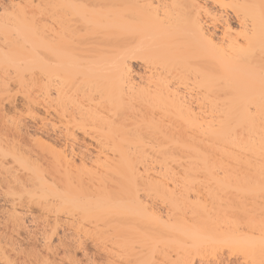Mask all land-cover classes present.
<instances>
[{
  "label": "bare ground",
  "instance_id": "bare-ground-1",
  "mask_svg": "<svg viewBox=\"0 0 264 264\" xmlns=\"http://www.w3.org/2000/svg\"><path fill=\"white\" fill-rule=\"evenodd\" d=\"M24 4L19 10L33 15V30L19 27L13 41L8 31L0 35L7 50L16 49L18 41L17 49L27 44L32 50L23 58L21 53L3 57L9 65L36 69L37 95L27 98L31 103L25 99L36 111L34 141L63 145L65 151H55L51 159L60 164L55 174L67 183L77 168L68 145L104 146L99 152L110 164L102 162L95 171L105 174L90 193L101 194L95 200L58 186L50 160L43 167L42 156L25 148L24 124L12 120L0 130L7 143L0 148V168L8 160L19 164L8 184L24 178L16 186L27 199L23 202L40 211L49 203L42 204L48 213L71 208L67 218L76 211L95 214L93 222L113 219L116 223L104 228L125 227L115 233L127 241L154 235L177 239L175 257L165 255L159 264H264V0ZM8 8L0 0V17ZM110 178L117 180L112 184ZM146 192L151 198L156 193L164 216L154 211L156 201L150 212L154 199L145 206ZM142 220L155 226V233L149 224V233L143 232ZM141 259L132 254L122 264Z\"/></svg>",
  "mask_w": 264,
  "mask_h": 264
},
{
  "label": "rangeland",
  "instance_id": "rangeland-1",
  "mask_svg": "<svg viewBox=\"0 0 264 264\" xmlns=\"http://www.w3.org/2000/svg\"><path fill=\"white\" fill-rule=\"evenodd\" d=\"M2 1L5 4H8L9 14L7 15L8 12L7 13L4 12L6 14L5 16L4 13H1L4 16L2 15L0 17V22H4L5 26H2V29L0 30V32H6V33L7 31L10 32L11 33L10 39L13 41L16 39V37H17V40L19 39V36L16 34V30H18L19 27H21L23 30H30V31L33 30V25H34L33 15L29 13L27 9L26 11L19 10L22 7H25L24 0L22 1L14 0L13 5H10L9 3H7L8 2L7 0H2ZM5 39H4V36L0 35V48H1L0 49V130L6 124H9L12 120L20 121L22 125L24 124L23 125L25 126L24 128L27 129L26 131L30 135L29 136L27 134L28 136L26 137L27 142H26L25 148L29 150L32 154L39 155L40 158L42 156L41 164L45 162V159L50 160L49 165L52 168V173L54 174L56 178V184L58 186L68 185L74 191H78L83 194H90V193H93L94 191L96 192L95 189L98 187L97 184H99L100 182V181L99 182L97 181L98 180L97 177L101 179L102 174H104L103 169H101L102 173L99 174L101 176H98L96 174V172L98 173V171L96 170L98 169L99 165L100 164L103 165L102 162L103 160L106 159V157H104L106 153L105 152L100 153L103 149L102 147L104 146H99L98 148V146L94 145V143L92 144L91 142H81V141H78L79 143L77 142V144L73 146L68 145L66 148H68V151L73 150L75 158L77 159V164H76L77 168H74L73 175L69 179H66L68 183L70 184H68L65 181V179L60 178L55 174V169L59 167L60 164L57 162L56 158L51 159V157L54 155L55 151L56 152L60 150L65 151L63 145L61 146V144L60 145L57 144L59 146L57 145L43 146V145L38 144V140H35L37 142L34 141V139L37 136L34 134L35 132L33 133L32 128L33 126L35 127V123L33 122V117L36 111L34 109V106L32 107V105L28 103L29 102L31 103L30 100H32V98L34 99L37 95V86L35 83L36 69L32 66L25 68L23 65L22 66L9 65L5 63L6 59H4L3 57L4 55H10L13 53H21L23 56L20 58H23V57H26L27 55L31 56L32 50L31 48H29L27 44H25L26 49H21V50L17 49L22 46L21 42L19 41L16 44V47H15L16 49L7 50L2 47V45L5 46L4 43H7ZM132 69H134L133 71L135 72L140 71V68L138 65L137 66L134 65ZM27 98H29L30 100ZM25 99L29 100V102L26 101ZM8 101H11L13 103H11V105H8L10 104ZM34 135L36 137H34ZM89 143H91L92 145ZM6 145L7 143L4 141V137H1L0 138V148L3 149ZM60 146L63 148L61 149ZM0 156H1V153H0ZM109 161L110 160L108 159L107 162L110 164ZM105 162L106 161H104L103 163ZM43 167H45L44 164H43ZM19 169H20L19 164L15 162H11L10 160H8V164L5 165V169L0 168V264H122V263H125L128 256L132 254H136V255L138 254L139 257L142 258L141 259L142 261L138 262L137 264H159L161 263V260L163 256L165 255L167 256L170 255L171 258L175 257L174 255L176 253L175 249H177L176 246L178 245V242L176 241L177 239L171 241L172 239L169 240L167 236H166L167 238L166 237L164 238L168 240L166 239L163 240V238L158 240L156 239L155 235L153 236V238H149V239H145L144 237H141V236H138L139 237L138 238L136 236L138 240L135 237V239H132V240L133 241L136 240V241L133 242L130 239L131 241L130 242V241H127V239L125 240V238L123 239V237L125 236L121 238L120 236L119 237L117 236V233H119L118 231L122 232L125 229V227L124 229H122V231H121V228H119V226H116V224L108 225L109 227L111 226L110 227L111 229L108 226L107 228H104L106 224L116 223V222H113L112 218H111L112 221L109 220L111 222L109 221L104 222L103 218H102L103 219L102 221L99 218L100 220L99 221L100 223H99L98 221H96L98 220L97 219L98 217H97L96 220L94 219L95 221L93 222V218H95V214L94 215H89L86 213L80 214V212L78 214L76 213V211L75 213L72 214V216L74 217L73 219L71 218L72 217L71 215H70L71 217L67 218V216L70 213L71 208H62V210H60L59 212L61 215H58L59 213H55V211H52L54 209L53 206L56 205L55 202H51V204L53 203L52 204L53 208L50 207L51 208L50 213H48L49 210L48 211L43 210L45 209L44 205L47 206L49 203L47 205L42 203L44 205L41 204V206L43 207V208L40 207L42 209L41 211L40 209L37 208L38 205L36 206L33 205L31 207L30 204L23 202L24 199L26 198H24L25 197L24 194L21 193L22 192L21 187H16V186H20L18 184L19 179H24V178L23 177L17 178V182H15V185L14 183H10V185L8 184L9 181L10 182L14 181L12 177H11L12 179L10 178V175L14 174ZM98 170L100 171V168ZM42 171L44 174L45 170L42 169ZM105 171L106 170L104 169V172ZM110 173L111 172H109V174ZM109 174L106 176H109ZM111 178H114V177H111ZM111 178L109 179L110 181L112 180ZM115 180L117 179L115 178ZM115 180L114 181L112 180L113 183L115 182ZM112 181L109 183H112ZM154 181L155 179H153V182ZM157 181L155 182L156 184H157ZM106 186L111 187L113 185L107 184ZM146 186L149 188L148 185ZM146 186L144 185L143 188H145ZM106 188L108 187H105V189ZM110 189H112V187ZM152 189L150 190L151 193L154 191ZM101 190L104 191L103 188H101ZM140 190L142 191H140L139 193L145 192L143 191V189H140ZM149 193H148V195H150L149 197L148 195L146 196L143 194L144 197H146L145 199L146 202L143 201L144 200L143 195L140 194V197H143L142 198L143 203L144 202L147 203V201L148 203H151L152 200L154 199L153 201L154 205L152 203V208L148 206L151 204L147 203V205H145L148 207V209L150 207V212H151L153 207L155 208L156 206L155 203L158 202L159 200H157L158 197L155 192L152 194L153 198H151V194ZM102 194H105V192ZM100 195H97V196H100ZM199 195L202 196L204 194L201 192V194ZM92 196L93 195L90 196L91 199L93 198L95 200L97 198V196H93V197ZM19 197L21 198L23 197L22 203L19 202ZM206 197L207 196H205V198ZM15 199H18V200L13 202V200ZM139 201L142 204V201L140 199ZM12 203H14V205H12ZM158 204L159 206L156 207L155 208L156 210L154 211L155 212H158L159 210L165 211V209L163 210L161 208L162 205L160 204V202H158ZM158 208L160 209L157 210ZM63 209H65L66 214L63 211ZM144 209H147V208H144ZM56 210L59 211V209H56ZM53 212L59 217L58 216L56 217V215L55 217H53V214H51ZM147 212H149V210H147ZM150 212L149 214H151ZM144 213L146 214L145 210H144ZM163 213L164 212L160 213L159 211V214L161 216H164ZM149 214L147 213L146 215H149ZM63 215L65 218L63 217ZM52 218H54L53 220L55 221H59V219L61 220L59 221V223L55 221L53 223ZM70 218L73 220V221L71 220L72 222L69 221ZM20 219L23 224L19 222ZM64 221L66 222V224ZM95 223L96 224L98 223V224L96 225ZM147 224L145 223V221H143L142 225L145 228L143 232L145 231V233L146 232L149 233V229L147 231L146 227H149L150 230L155 227V226L153 227L152 225H150V222H147ZM138 225H141V224H138ZM145 225L147 226L145 227ZM115 226L116 228L118 227L119 230H115L116 229ZM129 226H133V224ZM106 229L108 230L110 229L109 231L111 233L107 232L108 230ZM125 231H127V229H125ZM140 231H142V229ZM150 232L152 233V231ZM153 232L155 233L154 230ZM137 233L138 232L135 231V234ZM148 235L152 237V235L150 234ZM140 238L143 241H141ZM173 239H175V237ZM173 243H177L175 244L176 246L173 245ZM173 250H175L174 251L175 253L172 252ZM163 264H167V262Z\"/></svg>",
  "mask_w": 264,
  "mask_h": 264
}]
</instances>
